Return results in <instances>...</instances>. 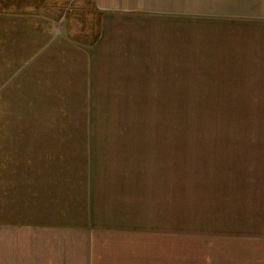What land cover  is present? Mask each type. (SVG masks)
Listing matches in <instances>:
<instances>
[{"label": "rangeland", "instance_id": "rangeland-1", "mask_svg": "<svg viewBox=\"0 0 264 264\" xmlns=\"http://www.w3.org/2000/svg\"><path fill=\"white\" fill-rule=\"evenodd\" d=\"M94 1L0 0V214L75 228L68 264H248L217 180L264 137V0Z\"/></svg>", "mask_w": 264, "mask_h": 264}, {"label": "crops", "instance_id": "crops-1", "mask_svg": "<svg viewBox=\"0 0 264 264\" xmlns=\"http://www.w3.org/2000/svg\"><path fill=\"white\" fill-rule=\"evenodd\" d=\"M44 1L46 0H41ZM69 1L59 0L58 3L69 7L65 10L71 15L74 8L71 4L68 5ZM101 3L102 0H95L90 6L98 17L120 13L134 20L140 17L149 19L148 13L139 8L140 4L137 1L133 2L132 7H122L117 2V7ZM68 42L69 47L73 48V41ZM7 122L18 125L27 120L12 119ZM25 125L28 127V124ZM28 137L39 138L40 135L34 131L28 134ZM261 141L264 142V137L260 143L257 138L246 139L245 145L236 153L238 158L233 169L226 168V174L221 176L224 181L217 180V186H221L217 191L226 196L224 207L217 209L218 213H224L225 237L239 241L243 246L246 241L250 251L243 255L250 258L248 264H264V144H261ZM18 165L14 161L10 170L15 171ZM25 199L26 196L19 195L14 200L19 202ZM89 214L90 208L87 206L88 219ZM6 216L8 215H4L3 212L0 214V264H68L74 259L76 247L68 249L67 243L70 244L76 238L75 228H66L67 226L55 222L48 224L34 220L10 221ZM68 232L69 234H66ZM78 238L76 242L79 245L82 240ZM243 260L242 264H246Z\"/></svg>", "mask_w": 264, "mask_h": 264}]
</instances>
